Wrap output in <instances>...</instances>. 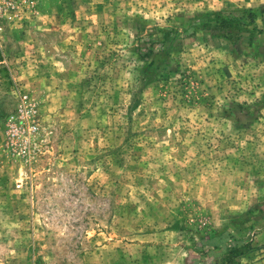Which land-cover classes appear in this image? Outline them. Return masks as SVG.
Masks as SVG:
<instances>
[{
  "label": "rangeland",
  "instance_id": "obj_1",
  "mask_svg": "<svg viewBox=\"0 0 264 264\" xmlns=\"http://www.w3.org/2000/svg\"><path fill=\"white\" fill-rule=\"evenodd\" d=\"M33 6L0 40V264H223L224 233L264 264V0ZM23 92L24 157L5 141Z\"/></svg>",
  "mask_w": 264,
  "mask_h": 264
},
{
  "label": "built area",
  "instance_id": "obj_2",
  "mask_svg": "<svg viewBox=\"0 0 264 264\" xmlns=\"http://www.w3.org/2000/svg\"><path fill=\"white\" fill-rule=\"evenodd\" d=\"M34 0H0V40L4 21L20 20L23 14L31 12ZM38 104L30 94L23 92L18 96L14 110L5 122V141L18 155L28 156L38 132Z\"/></svg>",
  "mask_w": 264,
  "mask_h": 264
},
{
  "label": "trees",
  "instance_id": "obj_3",
  "mask_svg": "<svg viewBox=\"0 0 264 264\" xmlns=\"http://www.w3.org/2000/svg\"><path fill=\"white\" fill-rule=\"evenodd\" d=\"M212 16V17H211ZM207 18L206 23L212 21L222 30H230L234 25H239V21L235 17L224 16L220 13H213ZM142 57L143 59H150L149 64L152 65L156 60V53L148 50ZM147 56V57H145ZM209 244L212 245L213 249L222 250L224 252L222 257L223 264H234L235 257L241 254V247L250 249L251 244L247 241L236 239L229 234H222L220 236L212 237L208 239Z\"/></svg>",
  "mask_w": 264,
  "mask_h": 264
}]
</instances>
